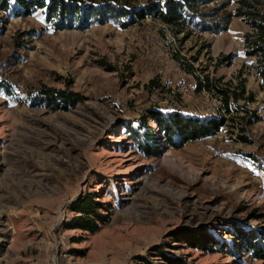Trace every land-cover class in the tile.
<instances>
[{
  "label": "rangeland",
  "instance_id": "374dc122",
  "mask_svg": "<svg viewBox=\"0 0 264 264\" xmlns=\"http://www.w3.org/2000/svg\"><path fill=\"white\" fill-rule=\"evenodd\" d=\"M251 32L234 18L221 35L186 39L151 16L59 31L42 10H0V78L11 90L0 89V264H165L159 247L188 264H264L227 251L233 224L264 230V86L246 54ZM208 81L240 95L229 112ZM44 86L85 101L35 105L28 95ZM151 110L227 123L173 149ZM148 126L159 140L149 151L150 138L139 147L130 135ZM85 196L102 205L95 232L73 228ZM181 230L224 245L193 249L174 239Z\"/></svg>",
  "mask_w": 264,
  "mask_h": 264
},
{
  "label": "trees",
  "instance_id": "16d2710c",
  "mask_svg": "<svg viewBox=\"0 0 264 264\" xmlns=\"http://www.w3.org/2000/svg\"><path fill=\"white\" fill-rule=\"evenodd\" d=\"M234 2L237 4L235 11L228 12ZM12 9H15L19 17L24 18L42 10L46 22L59 31H85L92 26L108 23H115L127 29L151 16L168 27L175 37L184 34L186 39L195 32L221 35L229 30L234 18H241L252 29V32L245 36L246 54L257 59V72L264 86V0H166L162 7L158 4L136 5L134 0H0V10L8 12ZM207 84L210 90H216L222 96L226 111L229 112L230 98L234 96L238 101L240 95L209 81ZM0 89L11 94L9 85L1 78ZM28 96L35 105H44L52 111H68L79 102L85 101L80 94L47 86L30 92ZM150 115L165 142L173 149L212 137L227 123L225 116L205 119L186 117L180 113L164 114L154 110L150 111ZM130 135L139 147H142L144 138H150L153 146L145 143L147 151L159 145V140L152 134V128L149 126L145 134L139 129L133 133L130 131ZM101 208L102 205L93 196L82 198L76 208L80 215L76 221L83 222H75L76 226L73 228L97 231L100 227L98 223L106 222L105 217L99 213ZM229 231L234 238L231 248L227 247L229 254L236 257L240 253H250L252 258L264 261V230L233 224ZM173 237L177 243L185 242L200 251H214L215 247L221 249L224 245L222 241L214 240L208 231L196 233L192 230H181L173 234ZM157 250L165 264H188L181 257H168L160 247ZM143 264L158 263L145 259Z\"/></svg>",
  "mask_w": 264,
  "mask_h": 264
},
{
  "label": "built area",
  "instance_id": "2783aa9c",
  "mask_svg": "<svg viewBox=\"0 0 264 264\" xmlns=\"http://www.w3.org/2000/svg\"><path fill=\"white\" fill-rule=\"evenodd\" d=\"M195 74H197V73H195ZM198 75H199V73H198ZM200 77H202L201 75H200ZM258 77L260 78V76L258 75ZM203 79V78H202ZM261 79V78H260ZM183 89H188V86H187V83L185 82V83H183ZM218 97H220V98H222L220 95H217Z\"/></svg>",
  "mask_w": 264,
  "mask_h": 264
}]
</instances>
